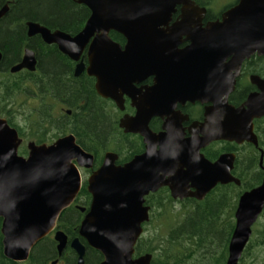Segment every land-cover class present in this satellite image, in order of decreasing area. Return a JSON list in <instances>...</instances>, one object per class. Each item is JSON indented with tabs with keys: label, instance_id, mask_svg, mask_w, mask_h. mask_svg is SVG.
<instances>
[{
	"label": "water",
	"instance_id": "water-1",
	"mask_svg": "<svg viewBox=\"0 0 264 264\" xmlns=\"http://www.w3.org/2000/svg\"><path fill=\"white\" fill-rule=\"evenodd\" d=\"M73 1L90 11L76 35L28 21L27 36H39L46 45H55L77 63L74 76L85 72L94 78L97 95L112 101L120 111H124L125 97L128 98L135 113L124 115L119 128L125 134L140 136L145 147L142 154L123 165H116L115 153L103 155L100 166L87 178L91 202L78 235L102 256L100 264H151V254L134 257L143 225L149 221L150 208L145 205V197L167 187L174 200L201 201L217 185H239L231 174L233 154H223L210 162L201 150L218 141L257 146L253 120L264 116V82L252 79L262 93L250 95L238 108L229 105L227 98L243 59L253 50L264 53V0H239L221 22L212 24L209 38L192 42L182 50L177 48V34L199 24L194 15L205 13L191 0ZM178 5L191 11L182 13L179 23L164 29ZM8 10L7 4L0 8V20ZM245 26L250 29L244 30ZM111 32L120 34L125 45L115 43L109 36ZM85 50L87 67L81 59ZM222 56L234 57L230 70L214 62ZM36 65L35 52L26 48L10 73L35 72ZM196 65H208L209 70L196 72ZM149 77H153L152 86L137 87ZM186 101L211 103L205 122L189 138L184 137L180 126L184 119L174 112L176 104ZM162 116L167 118L163 131L155 133L149 123ZM21 143L17 130L0 117L3 256L24 263L33 248L53 234L59 257L69 245L77 256V264H84L85 246L79 238L69 242L57 229V223L80 193V168L92 170L94 156L77 144L72 134L51 144L30 141L26 157L18 154ZM262 160L263 153L260 167ZM263 210L264 178L238 199L225 264L239 263Z\"/></svg>",
	"mask_w": 264,
	"mask_h": 264
},
{
	"label": "trees",
	"instance_id": "trees-1",
	"mask_svg": "<svg viewBox=\"0 0 264 264\" xmlns=\"http://www.w3.org/2000/svg\"><path fill=\"white\" fill-rule=\"evenodd\" d=\"M6 4L8 13L0 20V52L3 55L0 117L17 130L23 141L50 144L72 134L77 144L94 155L95 168L106 152L118 156V165L140 155L144 148L141 138L124 134L118 127L122 113L110 100L97 95L94 78L87 75L74 78L73 63L55 46L46 45L39 36L29 38L26 35L25 23L31 21L74 36L84 27L89 10L68 0H0V8ZM109 36L114 42L123 43L120 35L110 33ZM25 48L36 54V71L10 74L9 69L21 61ZM124 111H132L128 102ZM261 124L257 123L258 143L264 152ZM150 128L155 131L153 123ZM223 152H237L238 163L242 165V169L240 166L237 169L241 187L218 185L202 201H175L167 188L150 194L145 198L150 207L149 221L135 245L134 257L151 254V264H225L238 198L260 185L264 173L258 168L259 153L252 145L237 147L225 143L216 150L205 151V156L213 161ZM18 154L27 155L24 144L19 147ZM89 203L90 195L84 183L76 205L62 213L57 229L69 242L79 238L86 248L84 264H100L102 256L78 235L84 216L80 208L88 207ZM260 218H263L262 223H259ZM259 220L252 227V235L239 263L251 258L252 264H264V210ZM56 246L53 235H49L33 248L26 262H12L3 256L0 232V264H51L57 259L63 264H77V256L69 246L61 258Z\"/></svg>",
	"mask_w": 264,
	"mask_h": 264
},
{
	"label": "flooded vegetation",
	"instance_id": "flooded-vegetation-1",
	"mask_svg": "<svg viewBox=\"0 0 264 264\" xmlns=\"http://www.w3.org/2000/svg\"><path fill=\"white\" fill-rule=\"evenodd\" d=\"M68 1H71L74 4L79 5L73 0H68ZM191 1L193 2L195 7H198L199 9L205 10V13H204L203 16H201L200 14H195L194 15V21L200 20V23L197 24V25H190L189 26V30L187 29L184 33H178L177 34L178 42H179L177 48L179 50H182V49L190 46L192 44V42H198V41L206 40L207 38H209L211 36V34H212L211 33L212 24H214L216 22H221L223 20V18H224L225 13L227 11H229L231 8H233L235 5H237V3L239 2V0H191ZM186 11H191V10L190 9H184L183 5L176 6L175 13L172 14L170 22L168 23L167 26L164 27V29L170 28L172 25H174L176 23H179L181 21L182 13H184ZM25 27H26V23H25ZM249 29H250L249 26H245L244 30H249ZM111 33H115L117 35H120V34H118L116 32H111ZM26 35H27V29H26ZM122 39H123V43H118V44L121 45V46H124L125 45V40H124L123 37H122ZM256 39L257 38H254V40H256ZM52 46H55V45H52ZM25 49L23 50L22 56L24 54ZM56 50H58L57 47H56ZM58 52H60V51L58 50ZM63 56H65V55H63ZM233 58H234L233 56H226L225 58L222 56V57L214 59V62L222 64V68L227 71V70L231 69L230 62L233 60ZM21 59H22V57H21ZM81 59H82L83 63L85 64V66L87 67L88 66V59H87L86 50L81 55ZM71 62L73 63V77L74 78H78V77L74 76V70H75V66H76L77 63L73 62V61H71ZM199 69H203V70L208 69L209 70V67H208V65H205V66L196 65L195 68H194V70L196 72H198ZM22 71L24 72V71H27V70H22ZM22 71H20V72H22ZM9 72H10V69H9ZM20 72H18V73H20ZM31 73H33V72H31ZM231 73L235 74L236 72L235 71H231ZM15 74H17V73H15ZM84 75H87V74L85 72H83L79 77L84 76ZM254 78H256V79L258 78L259 80L264 82V53L259 54L258 50H253L251 52V54H249L247 57H245L243 59V61L241 62L238 74H237V76L234 79L233 90L230 92V94L228 95V98H227V102H228L229 105L233 106L234 108H238V107H240L241 105L244 104V102L248 99V97L250 95H254V94L257 95V94H261L262 93V91L259 88V86L257 84H255V83H253L252 79H254ZM152 85H153V77H149L146 80H144L140 85H137V87H140V86H143V87L144 86H152ZM126 102H128V105L130 106V100L125 97V104H126ZM125 104H124V110H125ZM210 106H211V103H200L198 101H195L194 103L186 101L183 104H180V103L176 104V108H175L174 112L179 113L180 118L184 119V120L181 121L180 126L183 129L185 138L191 137V134L196 132L198 130L199 126L205 122L206 109L209 108ZM130 108L132 109L131 112L120 111L117 108L122 113L120 115L119 121L126 114L129 115V116H133L134 115L135 110L131 106H130ZM166 120H167V118L165 116L153 118L150 121V123H149V128L151 126V123H153V126L155 127V131L152 128H150V129L153 132H155V133L162 132L163 131V126H164ZM259 122H262L261 126L264 128V116L259 118V119H254L253 120V132H254V134H255V136L257 138V146H254V145H252L250 143H247V142H244V143L239 144V145L235 144V143H233V144L236 145L237 147H243V146H247L248 147L249 145H252L254 148H256L258 150V153H259V160L258 161L260 162V158H261V154L262 153H263V159H264V152H263L262 149L259 148V143H258L259 142L258 136H259V131L260 130H259L258 126H257V123H259ZM118 127H119V122H118ZM136 136H138V135H136ZM21 140H22L21 145L24 144L25 146L27 145L28 142H30V141H23L22 138H21ZM141 142H142V139H141ZM225 143H229V142H225V141L213 142V143L209 144L206 148L202 149L201 153L206 158L205 151H208L211 148L216 150L217 147H219L220 145H223ZM42 144H44V143H42ZM46 144H48V143H46ZM142 144H143V142H142ZM37 145H40V144H37ZM143 147H144V144H143ZM26 149H27V147H26ZM144 150H145V147L143 148V152H144ZM223 154H233L234 155L235 160H234L233 168L231 170V174H232V176L235 179H237L239 181V185H236L235 183H229V184H226V185H228V186L232 185V186H236V187H241L242 183H241V179H240L239 175L237 176V174H238L237 173V169H238L239 166L242 169V165L238 163L239 156H238L237 152H223L219 156H221ZM27 155H28V150H27ZM91 155H93V154H91ZM26 156H23V157H26ZM219 156L213 161H211V160H209L207 158L206 159L208 161H210V162H214V161H216L219 158ZM240 157L243 160V156H240ZM117 159H118V156H117ZM94 161H95V157H94ZM259 162H258V168H259V170H261L264 173V160H262V167H260ZM116 165H118V164H116ZM97 168H95V163H94V168L92 170H87V169H84V168H80V173H81V178H82V186H83L84 183L87 182V178L92 173V171L96 170ZM226 185H220V186H226ZM86 186H87V183H86ZM163 188H167V187H163ZM167 190L169 192L168 188H167ZM150 194H154V193H150ZM169 194H170V192H169ZM148 196H146V197H148ZM76 199H75V201H76ZM188 199H192V198H186V199H183V200L177 199L175 201L183 202V201H186ZM193 200H195V199H193ZM75 201L73 202L72 205H76ZM145 201H146V199H145ZM195 201H198V200H195ZM90 202H91V196H90ZM237 203H238V201H237ZM89 205H90V203H89ZM145 205H146V203H145ZM88 207H86V208L83 207V208H85V211L83 212L84 215L86 214ZM236 207H237V205H236ZM149 212H150V210H149ZM144 229H145V224L143 225V231H144ZM61 257H62V255L60 256V258ZM54 262H55V264H63V261L61 259H57Z\"/></svg>",
	"mask_w": 264,
	"mask_h": 264
},
{
	"label": "rangeland",
	"instance_id": "rangeland-1",
	"mask_svg": "<svg viewBox=\"0 0 264 264\" xmlns=\"http://www.w3.org/2000/svg\"><path fill=\"white\" fill-rule=\"evenodd\" d=\"M259 220V219H258ZM257 220V221H258ZM263 222V218H260V220H259V223H262ZM257 223V222H256ZM255 223V224H256ZM257 228H260L259 226H257ZM247 261L244 263H239V264H252V262H251V258L250 259H246ZM259 261V259L257 260V262Z\"/></svg>",
	"mask_w": 264,
	"mask_h": 264
}]
</instances>
